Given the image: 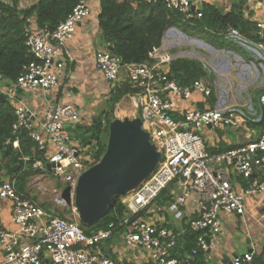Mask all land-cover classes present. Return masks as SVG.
<instances>
[{"label":"built area","instance_id":"built-area-1","mask_svg":"<svg viewBox=\"0 0 264 264\" xmlns=\"http://www.w3.org/2000/svg\"><path fill=\"white\" fill-rule=\"evenodd\" d=\"M158 1L166 10L179 13L186 23L202 17L205 3V0H148L154 4ZM256 3L264 10V0H248V5ZM89 15L88 0H81L54 30L30 25L24 38L33 61L15 82L7 84L0 75V95L8 99L15 115L11 126L13 140L5 141L4 145L20 153L25 170L30 158L21 154L19 135L26 130L41 152L33 160L32 170L47 171L46 166L52 164L50 173L61 179L64 188L70 187L71 192L92 163L91 158L85 161L80 158L79 145L71 144V137L64 131L65 126L79 122V110L72 104L49 101L45 113L39 116L20 96L37 91L46 98L55 96L69 57L66 43ZM254 29L260 40L256 48L264 53V20L255 22ZM224 34L241 39L239 31L231 26H227ZM111 46L106 43L94 53L93 67L110 90L117 88L120 72L124 70L132 90L128 95L132 118L141 119L142 129L162 155L160 163L135 191L121 196L127 210L124 218L92 235L83 232L74 207H70L71 219L56 217L30 195L19 191L15 179L0 172V202H11V219L17 227L16 231L0 227L1 264H120L103 251L105 240L118 229L123 246L145 252L147 264H192L200 253L207 256L209 237L202 233L209 230L219 235L223 215L242 219L254 216L257 223L264 222V126L262 130L249 126L250 122L260 121L263 112L253 121L236 108H199L190 104L192 94L209 98L211 88L202 81L182 87L171 80L163 67L171 64L173 56L162 46L148 53L147 62L125 65L111 53ZM176 99L186 106L178 109ZM258 105L264 110V93L259 96ZM204 128L218 134L238 132L240 141L225 152L210 154L207 143L197 133ZM170 187L173 190L168 204L163 208L155 206L154 201ZM61 192L58 199L63 203ZM176 222L181 224L177 232L172 228ZM186 230L197 234L195 246L186 257H172L179 235ZM252 258V253L236 256L231 264H251Z\"/></svg>","mask_w":264,"mask_h":264},{"label":"trees","instance_id":"trees-1","mask_svg":"<svg viewBox=\"0 0 264 264\" xmlns=\"http://www.w3.org/2000/svg\"><path fill=\"white\" fill-rule=\"evenodd\" d=\"M28 5L22 8V0H0V75L7 84L15 82L17 77L33 61L32 56L25 47V30L32 24L39 29L54 30L57 25L66 20L74 7L81 0H25ZM229 11L223 12L219 8L205 4L202 8V17L183 22L177 12L165 9L162 2L155 4L146 1L130 0H99L100 12L98 14V30L95 43H109L111 53L118 57L122 64L144 63L148 60V53L162 45L165 32L175 27L188 34H222L227 26H231L240 34L254 38V24L244 15L247 0H229ZM30 3V4H29ZM168 77L179 86L186 87L196 81L205 82L207 74L202 65L194 60L175 59L170 64ZM132 93L128 87L110 90L105 101V108L101 109L84 129L79 145L92 148V163L96 164L105 152L106 142L102 135H108V125L114 120L115 106L127 94ZM15 122L14 108L8 99L0 95V172L11 175L16 180L19 191L28 195L27 181L31 178L32 162L41 156L36 144L28 136L26 130L21 131L19 143L21 154L30 158L27 168L19 160L20 153L5 146V141L11 139V126ZM264 125V112L260 121L250 122V127L261 129ZM93 139L91 140V136ZM91 140V142H90ZM234 146L220 145L217 149H208L210 154L225 152ZM34 152V153H33ZM30 167V168H28ZM9 177V176H8ZM173 187L164 190L154 201L157 207H165L170 201V192ZM121 196L117 197L115 205L109 213L92 225H83V232L92 235L100 230H107L111 223L118 224L127 213L126 207L121 203ZM43 206V205H42ZM40 205V207H42ZM47 210V209H45ZM65 219L62 214L58 215ZM167 227H169L167 225ZM197 234L186 230L178 237L177 245L172 251V257L180 259L190 254L195 246ZM120 239L119 229L103 243L104 253L115 259L109 246L113 239ZM201 253L195 257L192 264H204ZM251 264H264L263 257H253Z\"/></svg>","mask_w":264,"mask_h":264},{"label":"crops","instance_id":"crops-1","mask_svg":"<svg viewBox=\"0 0 264 264\" xmlns=\"http://www.w3.org/2000/svg\"><path fill=\"white\" fill-rule=\"evenodd\" d=\"M130 1L148 2V0ZM88 4L90 15L76 27L73 37L66 43L65 49L69 57L66 60L63 78L55 96L46 98L39 91L20 96L21 100L39 116L45 113L49 101L74 105L80 112V120H84L80 124V127L84 129L91 124L92 118L95 116L94 109L107 100L110 92L108 83L93 67L94 53L104 47L102 43H95L98 30L97 17L100 12L99 0H88ZM205 4L219 8L223 12L229 11L231 6L229 0H205ZM244 9L245 17L253 24L258 20H264V10L260 7V4L248 5L247 0ZM252 36L254 38L241 34V39H235L228 37L224 33L204 34L202 32L200 34H185L175 27L165 32L161 46L173 56V60L188 59L197 61L207 74V79L204 83L211 88L212 95L209 98H204L194 92L191 96L190 104L199 108H236L253 121L259 118L260 111L264 112L258 105V98L264 93V53L256 48V44L260 41L256 32ZM163 69L169 73L170 65L164 66ZM124 87H128L131 90L125 80V72L123 70L120 72L117 88ZM129 94L124 98H128ZM84 96L89 98V105H84ZM252 101L258 105V109H253ZM176 103L178 109L186 106V103L180 99H176ZM84 106L88 107L86 111L82 112L81 108H84ZM122 107L127 108L124 103ZM130 108V116L132 117L131 103ZM114 113L116 114V111ZM173 117L175 118L176 115L174 114ZM253 128L257 130L263 129V127L261 129ZM226 134L230 136L221 135L214 142L209 141L210 143H207L208 149H217L220 145L235 146L239 143L240 134L238 132H227ZM234 217L241 220L246 232V237L241 240V244L245 245L242 255L252 253L253 257H263L264 222L257 223L254 216H246L244 219L237 216ZM11 218V202L1 201L0 227L5 230L16 231L17 227L13 224ZM222 218L225 220L231 219L229 215H223ZM172 228L176 232L180 231L181 224L176 222ZM227 233L224 231L217 236H224ZM112 241L113 243L109 246V249L115 260L120 264H147V254L145 252L124 247L120 239L114 238ZM209 241V245H211L210 238ZM230 244L232 243L227 242L225 246L219 245L215 249L214 256L211 258L206 256L204 257L205 260L211 264H231V260L236 256H240V254L235 252L239 246ZM2 261L3 253L0 248V264Z\"/></svg>","mask_w":264,"mask_h":264},{"label":"water","instance_id":"water-1","mask_svg":"<svg viewBox=\"0 0 264 264\" xmlns=\"http://www.w3.org/2000/svg\"><path fill=\"white\" fill-rule=\"evenodd\" d=\"M161 157L139 117L115 118L108 125L104 154L79 176L73 192L70 187L62 190L61 200L75 208L79 223L92 225L109 213L117 197L135 191L154 172ZM52 167L48 164L47 171L52 172Z\"/></svg>","mask_w":264,"mask_h":264},{"label":"rangeland","instance_id":"rangeland-1","mask_svg":"<svg viewBox=\"0 0 264 264\" xmlns=\"http://www.w3.org/2000/svg\"><path fill=\"white\" fill-rule=\"evenodd\" d=\"M10 1V0H9ZM28 5L27 1L22 0V8H25ZM185 34H188L184 32ZM123 71V70H121ZM85 97V96H84ZM85 103L84 105H89L90 101L88 97H85L84 99ZM121 102V103H120ZM120 102L115 106L114 112L116 111V114L113 112L114 119H123L125 118H132L130 116V102L128 98H124L123 100H120ZM126 104L127 108H123L122 105ZM128 103V104H127ZM129 105V106H128ZM105 102L101 104L100 106H97L94 110V114H98V112L105 108ZM88 106L82 107L81 110L86 111ZM252 107L253 109H258V105L252 101ZM83 115V114H82ZM94 117V116H93ZM84 119V117H83ZM84 120H80L76 124L72 126H65L64 131L71 137V144L79 143L80 139L82 138L84 134V128L80 127V124L83 123ZM70 131V132H69ZM198 135L202 137L203 140H205L206 143H210L209 141H215L217 137L221 135L230 136L226 133L224 134H218L213 133L207 129H202L201 131H197ZM108 135L106 134L102 135V141L107 142ZM209 139V140H208ZM208 140V141H207ZM80 150V158L85 161L88 158H91L92 155V148L91 147H84L82 145H79ZM44 164L46 162L43 160ZM30 168V167H28ZM30 172L32 173L31 178L27 181V191L28 194L32 197L34 201H36L39 205H43V209H47L51 214H53L56 217H59V214H62L65 219H71L72 218V212L71 208H68L65 206L64 203H60L58 199V192L64 189V185L61 182V179H59L57 176H55L53 173H50L48 171H34L30 168ZM9 179L12 178L11 175H8ZM73 207V206H72ZM230 220L222 219V226L225 227L222 228V232L226 231L228 232L227 235H221L217 236L212 234L211 231L207 230L202 233L203 236H208L211 240V245L209 246V252L207 254V258H211L214 256V252L216 247L219 245L225 246L227 242H230L232 244L230 245H237L239 246L235 252L240 254V256H243V252L245 250V245L241 244V240L243 237H246V232L244 230V226L238 218L234 217V215H229ZM259 217V215H257ZM60 218V217H59ZM82 230L84 229V226L80 224ZM204 259V260H203ZM202 260L204 261V264H211L209 261H206L203 257Z\"/></svg>","mask_w":264,"mask_h":264}]
</instances>
